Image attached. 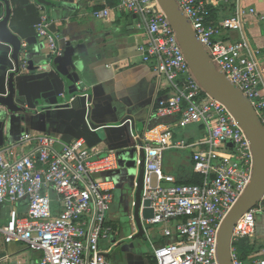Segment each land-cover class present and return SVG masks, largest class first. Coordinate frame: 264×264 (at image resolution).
Masks as SVG:
<instances>
[{
  "label": "built area",
  "instance_id": "2783aa9c",
  "mask_svg": "<svg viewBox=\"0 0 264 264\" xmlns=\"http://www.w3.org/2000/svg\"><path fill=\"white\" fill-rule=\"evenodd\" d=\"M175 1L210 61L248 98L264 128L263 69L259 50L249 44L242 28L245 11L240 8L241 0H234L232 15L215 24L209 22L211 8L221 0ZM114 9L136 16L135 26L146 35L137 52L164 81L166 91L157 97L153 115L175 117L173 123L159 122L134 135V147L145 152L142 199L153 210V216L142 224L163 223V236L169 238L157 245L150 241L152 255L156 264H218L220 224L251 181L250 141L229 109L210 96L192 74L157 0H119ZM111 10L105 6L91 14L107 19ZM248 12L256 11L249 8ZM38 16L37 35L50 52L60 55L47 15ZM223 31H237L240 38L223 40L219 37ZM192 123L205 130L201 138L186 141L174 137L173 126ZM167 149L191 150L198 182L182 183L164 172L163 151ZM118 168L114 150L100 154L82 140L62 142L50 134L25 132L1 146L0 239L38 251L37 264H113L99 242L115 232L108 218L114 186L103 176ZM258 216H264V191L234 223L233 264H264V245L245 260L233 246L242 239L254 241Z\"/></svg>",
  "mask_w": 264,
  "mask_h": 264
},
{
  "label": "crops",
  "instance_id": "0c3cea01",
  "mask_svg": "<svg viewBox=\"0 0 264 264\" xmlns=\"http://www.w3.org/2000/svg\"><path fill=\"white\" fill-rule=\"evenodd\" d=\"M17 1L24 10L20 15L23 51L21 71L14 83L16 91L27 99L25 105L31 113L20 119L19 113L10 114L0 105V147L29 132L50 134L62 142L82 140L86 147L100 154L114 150L120 152L121 158L133 157L134 135L147 122H153L156 99L166 91L153 65L143 62L137 52V46L146 38L145 30L135 26L136 18L132 14L114 9L119 0ZM105 6L113 8L107 19L92 16L93 9ZM240 8L245 11L244 34L249 44L259 50L264 77V18L260 19L264 15V0H241ZM249 8L256 12L249 13ZM235 10L234 0H221L211 8L209 22L215 24ZM36 12L47 15L60 55L50 52L37 35ZM219 37L233 42L240 35L237 31H223ZM10 53V46L0 41L1 79L12 68ZM71 59L73 63L80 61L82 69L71 66ZM73 72L78 80L69 87L65 78ZM174 121L175 117L169 122ZM174 128L175 138L196 140L194 135L179 137ZM190 153L191 150L180 158L175 167L166 165V173L178 181H188L195 173ZM186 160L193 170L190 173L185 172ZM103 177L110 180L113 192L122 190L120 197L126 202L134 198L130 187L135 185V169L119 171L118 168ZM30 251L22 243L1 240L0 264H37L39 257L32 258Z\"/></svg>",
  "mask_w": 264,
  "mask_h": 264
},
{
  "label": "water",
  "instance_id": "95a60500",
  "mask_svg": "<svg viewBox=\"0 0 264 264\" xmlns=\"http://www.w3.org/2000/svg\"><path fill=\"white\" fill-rule=\"evenodd\" d=\"M157 1L176 33L192 74L210 96L221 101L229 109L250 141L254 160L251 181L226 213L217 236L218 264H233L230 249L234 223L242 213L249 210L257 202L264 191V128L248 98L210 61L206 50L176 1ZM21 13L24 14V10L17 0H0V41L10 46V60L12 61V68L7 72L6 78H2L3 80L0 78V105L4 106L10 114L19 113L20 119H23L24 114L31 113V110L25 105L27 99L16 91L14 83L15 76L20 73L22 64L20 61V54L23 51V37L20 36ZM38 15L36 12L35 16L38 17ZM133 17L136 16L133 15ZM70 62L71 66L82 69L80 61L73 63L71 59ZM65 79L69 87H73L74 82L78 80V75L73 72L67 74ZM135 153V160H128L127 165L135 169L132 216L136 232L128 236V240L137 236L144 237L145 229L142 220L153 216L149 201L142 199L145 152L144 149L139 148L136 149ZM104 255L107 256L108 254L105 252Z\"/></svg>",
  "mask_w": 264,
  "mask_h": 264
},
{
  "label": "rangeland",
  "instance_id": "374dc122",
  "mask_svg": "<svg viewBox=\"0 0 264 264\" xmlns=\"http://www.w3.org/2000/svg\"><path fill=\"white\" fill-rule=\"evenodd\" d=\"M174 117H165V118H156L152 117L153 122L144 125L143 129H149L154 124L159 122H167L173 120ZM176 133H178L179 137H186L188 135H194L195 139L201 138L205 130L199 126L197 123L189 124L185 127H176L174 128ZM134 144L137 140L133 141ZM131 150V149H130ZM129 150V151H130ZM134 150H136L134 148ZM190 150V149H189ZM188 149L183 150H176V149H167L163 151V170L166 165L176 166L180 162V158L184 155L189 154ZM117 157L119 162V171L120 170H128L131 169L128 166V160H132L136 158V153H134L133 157L129 159L121 158L123 157L120 155V152L117 151ZM183 164L186 165L187 173L192 172V168L190 167L189 160H186ZM132 173V171H131ZM135 185L133 184L130 187V191L133 192ZM114 201L111 205V209L108 213V218L112 220L115 226V232L112 236L107 239H101L99 242L100 248L105 250L108 254L107 258L113 264H151V248L150 244H159L162 241H167L169 238L163 236V223H156V224H147L144 223L143 227L145 229V236H137L131 240H128L127 237L132 235L136 232L133 216H132V207H133V199H130L129 202L125 201L124 197H120L122 195V190L115 189L114 190ZM5 208V205H2ZM19 209V206L17 205ZM177 220H172L171 223L176 222ZM134 232V233H133ZM131 233V234H130ZM128 235V236H125ZM124 236V237H123ZM119 238L115 242L113 240ZM256 240L257 245H264V217L258 216L257 217V224H256V233L253 237ZM151 240V243H150ZM1 241V240H0ZM119 241V242H118ZM113 242V243H112ZM117 242V243H116ZM31 256L34 259H37L40 255L38 251L31 250Z\"/></svg>",
  "mask_w": 264,
  "mask_h": 264
},
{
  "label": "trees",
  "instance_id": "16d2710c",
  "mask_svg": "<svg viewBox=\"0 0 264 264\" xmlns=\"http://www.w3.org/2000/svg\"><path fill=\"white\" fill-rule=\"evenodd\" d=\"M199 180V177L196 175V173H194L190 179H188V181H185V182H182V181H179V182H182V183H195V182H198ZM115 227V226H114ZM164 243V242H162ZM233 246L236 250V252L238 253L239 257L242 259V260H245L249 254L251 252H253L255 249L261 247L262 245H257V242L256 241H253V242H250L248 239H242L238 242H234L233 243ZM151 264H156V261L151 253Z\"/></svg>",
  "mask_w": 264,
  "mask_h": 264
}]
</instances>
